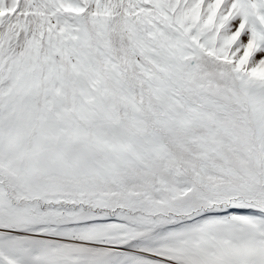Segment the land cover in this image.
Masks as SVG:
<instances>
[{
    "label": "snow or ice",
    "instance_id": "snow-or-ice-1",
    "mask_svg": "<svg viewBox=\"0 0 264 264\" xmlns=\"http://www.w3.org/2000/svg\"><path fill=\"white\" fill-rule=\"evenodd\" d=\"M0 264H264V0H0Z\"/></svg>",
    "mask_w": 264,
    "mask_h": 264
}]
</instances>
